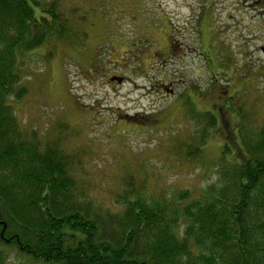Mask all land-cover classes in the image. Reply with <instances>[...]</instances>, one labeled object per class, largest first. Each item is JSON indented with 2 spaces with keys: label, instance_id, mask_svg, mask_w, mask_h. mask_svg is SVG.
I'll return each mask as SVG.
<instances>
[{
  "label": "rangeland",
  "instance_id": "obj_1",
  "mask_svg": "<svg viewBox=\"0 0 264 264\" xmlns=\"http://www.w3.org/2000/svg\"><path fill=\"white\" fill-rule=\"evenodd\" d=\"M58 1L76 34L69 31L62 38L55 34L49 43L25 53L23 83L28 90L21 100L12 101L21 123L45 138L64 126L69 137L67 150L83 153L80 180L86 182L90 195L105 205L113 203L115 191L129 175L143 182L149 195L166 194L174 200L189 193L187 201H192L219 185L225 135L237 145L243 135L252 137L255 144L264 130V73L235 76L232 83L236 81L237 88L247 79L253 85L248 90L242 87L241 104L234 110L237 116L228 126L231 133H222L227 130L222 122L210 127L205 112L213 106L218 111L221 101L216 92L220 95L227 81L223 75L207 72L204 59L199 58L197 24L202 23V38H208L205 44L213 48L237 38L240 25L249 26L243 33L259 36L257 44H264L262 6L245 5V0ZM232 26L233 33L228 30ZM142 27L147 35L136 33ZM118 34L139 44L149 38L153 41L148 45L154 50L147 57H131L124 47L110 52L101 48L98 71L91 72L95 59L91 62L89 50L95 53V45L100 43L114 46ZM170 38L177 39L179 52L186 51L183 57L163 53L171 48ZM146 63L147 74L143 71ZM112 75L127 77L126 82L119 85ZM134 81L144 90L134 91ZM163 87H174L176 94L170 95ZM144 91L146 95L139 100ZM192 93L197 117L189 105L185 107ZM119 110L128 115L148 113L159 121L142 128L138 121H120ZM195 137L208 139L201 157L194 160L185 157L184 145ZM231 148L227 161L236 151V146ZM6 256L3 264H37L13 250Z\"/></svg>",
  "mask_w": 264,
  "mask_h": 264
},
{
  "label": "trees",
  "instance_id": "obj_2",
  "mask_svg": "<svg viewBox=\"0 0 264 264\" xmlns=\"http://www.w3.org/2000/svg\"><path fill=\"white\" fill-rule=\"evenodd\" d=\"M69 31L58 0H0V264L10 250L37 264H264V130L243 148L225 135L220 184L201 198L151 196L129 175L105 205L80 180L83 153L67 150L64 126L45 138L21 123L12 101L28 90L25 53ZM207 139L185 157H201Z\"/></svg>",
  "mask_w": 264,
  "mask_h": 264
},
{
  "label": "flooded vegetation",
  "instance_id": "obj_3",
  "mask_svg": "<svg viewBox=\"0 0 264 264\" xmlns=\"http://www.w3.org/2000/svg\"><path fill=\"white\" fill-rule=\"evenodd\" d=\"M245 5H261L262 6V14L264 15V0H245ZM197 31L199 32V42H200V49H199V58L202 57L204 59V63L206 65V71L213 74L223 75L225 80L227 81L226 86L222 87L224 90H221L220 95H217V97L221 101V105L216 112L217 108L212 107V110H210L215 117L217 118V122L220 123H226L227 130H222L223 132L231 133L228 131V126L230 124V119H232L235 115L237 116V112L234 113L235 106L241 104L242 98L239 97V95L242 93V87L245 86V90H248V87L253 85L250 83V80L247 79V83L240 81L241 87L237 88L236 81L235 83H232L235 80V76L237 74L240 75V77H251L250 74L254 72H258L259 74L264 73V44L258 45L259 43V36L257 37H250V35L244 34V31L249 30V26H241V34L237 37L231 39V41L224 46L223 44L215 45V48L211 47V44L207 46L205 44V38L203 40L202 33H201V27L202 23L197 24ZM136 26V25H135ZM233 27H229L228 30L233 33ZM145 27L140 28L139 30H136L137 34L140 35H147L144 33ZM169 35V33H168ZM152 38V37H151ZM149 41H153L151 39L142 40V43L139 44L137 42H134V40H127L124 38L123 35L118 34V39L114 46L111 45V43H103V44H96L95 53H91L90 50L88 54L92 57L93 65L90 67L91 72H96L98 69L96 68L98 62L97 59L103 54L101 48H107L109 52L111 51V48L119 49L121 47H124L126 50V54H130V56H145L147 57L149 55V52L152 49L149 47ZM217 41V38H214L212 40L213 43ZM147 42V43H146ZM210 42V41H209ZM211 42V43H212ZM169 43L171 48L165 49L163 53H165L167 56H170L172 52H174V55H179L180 57H183L185 55L184 50L179 52L180 48H176L177 39L170 38ZM108 45V46H107ZM137 45H142L141 48H138V51L134 49V46L137 47ZM86 46V45H85ZM112 46V47H111ZM144 47V48H143ZM205 48V49H203ZM141 49V51H140ZM197 51V50H196ZM238 59V60H236ZM143 63V62H142ZM200 67V66H199ZM149 68V64H145L143 67V71L146 72ZM114 76L112 80L115 79L119 83V85H122L124 82H126L127 77H121V76ZM215 76V75H214ZM117 78H122L123 80L120 81ZM215 78H217L215 76ZM218 79V78H217ZM173 84H170V86ZM164 86V85H163ZM134 91L144 90V87L138 84L136 81H134ZM167 90V92L170 95L176 94V89L174 87H163ZM144 93L141 94L140 99L144 97ZM188 98H190V102L193 103L194 107L196 108V97L195 94L192 93L188 95ZM243 104V103H242ZM197 109V108H196ZM120 113V121L127 120L131 123L133 122H140V125L142 128H147L150 124H152V119L154 118V115L148 114V113H135L134 115H128L126 112H123L121 110L118 111Z\"/></svg>",
  "mask_w": 264,
  "mask_h": 264
},
{
  "label": "water",
  "instance_id": "obj_4",
  "mask_svg": "<svg viewBox=\"0 0 264 264\" xmlns=\"http://www.w3.org/2000/svg\"><path fill=\"white\" fill-rule=\"evenodd\" d=\"M117 79H119L120 81H122V80H123L122 78H117Z\"/></svg>",
  "mask_w": 264,
  "mask_h": 264
}]
</instances>
